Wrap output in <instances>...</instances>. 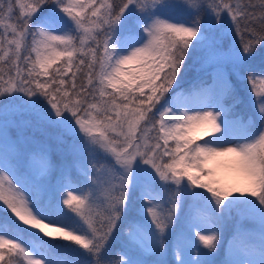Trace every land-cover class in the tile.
Masks as SVG:
<instances>
[{
  "label": "snow or ice",
  "instance_id": "snow-or-ice-1",
  "mask_svg": "<svg viewBox=\"0 0 264 264\" xmlns=\"http://www.w3.org/2000/svg\"><path fill=\"white\" fill-rule=\"evenodd\" d=\"M258 50L264 0H0V97L45 136L0 111V264H264Z\"/></svg>",
  "mask_w": 264,
  "mask_h": 264
},
{
  "label": "rangeland",
  "instance_id": "rangeland-1",
  "mask_svg": "<svg viewBox=\"0 0 264 264\" xmlns=\"http://www.w3.org/2000/svg\"><path fill=\"white\" fill-rule=\"evenodd\" d=\"M186 68H187L186 72L181 74L183 76V79L180 81L181 89H183V83L189 82L191 79L202 74V72L199 71L200 65L198 61L194 60L191 57L186 60ZM247 90H248V85L245 82V84L243 85V89L240 91V93L242 94V98L246 102V105H247ZM11 99H12L11 97H7V98L0 97V111H3L4 107L7 106L9 113L11 114V117H9L10 120L13 119V114L19 112L16 114V116H14L15 126L9 128V135L11 136L12 139L18 140L22 148H24L25 150L30 149L32 147L33 139L44 140L45 136L42 134L41 131L37 130V117L33 113L23 110L18 105L9 103ZM248 107L250 108L251 111L250 114H251L252 109L250 106ZM2 121H3V116H0V122ZM25 122H27V125L25 124ZM55 131H56L55 129H47V132H49L52 135H55ZM48 142L53 147L52 159L56 158L54 162L55 164L60 165L61 163H71L70 156L62 157L59 153L55 151L56 144L54 140H49ZM57 176L58 173H53L51 177V182L53 184L56 183ZM61 206L63 207L62 204ZM233 224L234 222H229L228 227L225 230L226 239L231 238V234L233 231ZM244 226L252 227V225H250L248 222H244ZM226 249H227V244H225L219 250L218 255L214 257L216 263L217 262L220 263L222 260L225 259Z\"/></svg>",
  "mask_w": 264,
  "mask_h": 264
},
{
  "label": "trees",
  "instance_id": "trees-1",
  "mask_svg": "<svg viewBox=\"0 0 264 264\" xmlns=\"http://www.w3.org/2000/svg\"><path fill=\"white\" fill-rule=\"evenodd\" d=\"M262 57H264V50H258L256 56H255V57L249 62V67H250L251 69H253V70L258 71V70L260 69V67H261ZM203 75H204V73H202L201 75H199V76H197V77L191 79L189 82H185V83H183V89H189V88H191V87L193 86V84L196 83L198 77H201V76H203ZM233 81L235 82L234 77H233ZM240 96H241V98H242V94H241V93H240ZM242 99H243V98H242ZM236 111H237L238 113H242V114H244L245 116L251 115V114H250V112H251V111H250V108L246 105V102H245V101H244L243 103L237 105V107H236ZM17 113H19V112H17ZM17 113L13 114V118H14V116H16ZM9 117H11V114H10ZM257 126H259V122H258V121H257ZM55 159H56V158H53V162H55ZM72 175H73V178L76 177L75 170H73ZM66 210H67V209H66ZM44 239H48V238L44 237ZM55 242H56V243H64V242H62V241H55ZM119 247H120L119 243H116V244L114 245V248H115L116 250H118ZM117 258H118V257H117ZM216 264H220V263L217 262Z\"/></svg>",
  "mask_w": 264,
  "mask_h": 264
}]
</instances>
